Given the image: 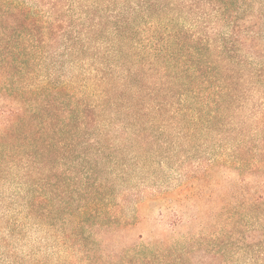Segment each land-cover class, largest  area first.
<instances>
[{
  "label": "trees",
  "instance_id": "1",
  "mask_svg": "<svg viewBox=\"0 0 264 264\" xmlns=\"http://www.w3.org/2000/svg\"><path fill=\"white\" fill-rule=\"evenodd\" d=\"M0 264H264V0H0Z\"/></svg>",
  "mask_w": 264,
  "mask_h": 264
}]
</instances>
